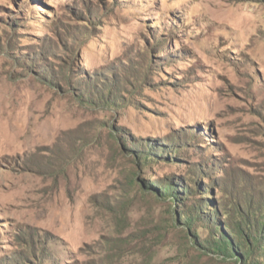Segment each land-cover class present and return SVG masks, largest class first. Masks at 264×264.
<instances>
[{"label": "rangeland", "instance_id": "obj_1", "mask_svg": "<svg viewBox=\"0 0 264 264\" xmlns=\"http://www.w3.org/2000/svg\"><path fill=\"white\" fill-rule=\"evenodd\" d=\"M239 233L264 244V0H0V264H240Z\"/></svg>", "mask_w": 264, "mask_h": 264}, {"label": "trees", "instance_id": "obj_2", "mask_svg": "<svg viewBox=\"0 0 264 264\" xmlns=\"http://www.w3.org/2000/svg\"><path fill=\"white\" fill-rule=\"evenodd\" d=\"M181 197V195H180ZM210 206H213V204ZM202 208V207H200ZM199 208V209H200ZM242 233H239V239L238 244H234L228 236H222L213 241V246L218 249H223L227 254H230L231 257H234L237 262H240V264H264V263H255V261H251V257L255 254L261 253L262 248H264V244L261 246L253 247L252 241H247L245 238V241L242 240ZM250 240V239H249ZM255 260V259H254Z\"/></svg>", "mask_w": 264, "mask_h": 264}]
</instances>
